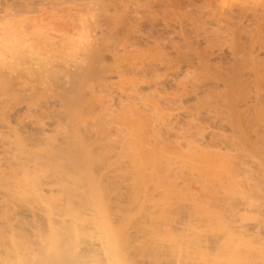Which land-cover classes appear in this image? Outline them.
Instances as JSON below:
<instances>
[{
	"label": "bare ground",
	"instance_id": "6f19581e",
	"mask_svg": "<svg viewBox=\"0 0 264 264\" xmlns=\"http://www.w3.org/2000/svg\"><path fill=\"white\" fill-rule=\"evenodd\" d=\"M59 1L61 2V0ZM62 1L66 2L65 0ZM127 1H131L133 4L132 9H129L131 10V17L134 19L143 18L146 12L152 13L151 0ZM108 2L109 8L111 0ZM124 2L126 1L124 0ZM131 2L129 7L132 5ZM78 5L80 8V4ZM98 5L101 6V4ZM105 5L102 4L104 10L99 8L103 12L105 11L100 15L106 13L107 17L112 16L110 9L106 8ZM85 6H89L88 2ZM128 6L124 5L126 9ZM116 9L113 10L114 13H120L121 10L117 11ZM121 12L123 14V11ZM119 17L114 19L117 21ZM116 25L110 29L114 35L119 34L118 30H120L117 29ZM129 25L127 30L136 32L135 26H132L134 23L131 25L129 21ZM102 26L100 24V27ZM248 28L242 24L233 25V28H229L228 47L234 56V60L225 67L213 68L209 58L194 44L188 45L187 50L178 46L174 52L163 51V55H159L160 59L157 61L153 59L149 61L146 58L147 55H142L139 52L141 59L136 57V61L133 59L131 61L126 60L128 62L126 67L133 74L143 75L148 69L152 71L151 69L157 70V68L164 67L171 70L169 73L166 72L167 78H165L174 81H176L174 75L179 74L184 66L187 69H192L190 70L192 71L191 75L188 74L190 77L186 81L183 79V81H178V85L182 87L180 94L183 97L180 98V106L174 107V110L178 115H192L197 120L200 115L207 119L212 118L211 115L218 116L217 118L215 116L217 119L215 121L219 122V125L215 123L218 125V129H209L206 132L199 130L200 121L198 123L195 119H191L192 121L189 122L192 125V130L188 127L186 129L179 128L176 122H170L164 125L163 131L158 132L159 129L153 125L152 133L155 136L151 139L157 142L158 136H160L161 143L158 142L157 145L156 142H153L152 145L160 148L158 152L160 155L155 156V158L153 156L154 161H151V167H149L152 177L156 181L162 178L163 180H159L160 182L166 181L163 184L157 182V187L162 186L158 189L166 190L162 194L160 192L161 195L157 199L163 197V193L166 195L171 191V193L177 192L178 197L174 201L154 200L155 197L153 196L158 193L149 197L150 194L147 195V192L146 195H142V193L137 195L136 192L137 198L134 194L135 199L131 202L136 209L133 211L124 208L116 198L117 206L112 216L110 214L113 211L112 208L111 212H108L110 210L107 209L108 205L106 207V201L104 202L100 198L101 179L114 176L120 180L123 175L127 174L121 170L119 160L111 161L107 166H103L99 160L90 158L91 151L87 149L88 147L85 149L81 145L76 150H72V147L69 148L68 136L64 137L66 140L63 144L62 142L59 143L58 140L60 145L54 147L53 143H56L57 140L51 138V135L48 137L50 134H48L50 129L48 127L51 124L44 122L46 124H41L38 132L42 130L40 134L44 135L45 138L42 135L41 137L47 145L45 144L44 147L46 148L41 149L43 145L40 144L39 146L37 143L36 147L38 150L41 149L43 153H40V156H46L48 160L56 163L58 169L62 168L59 170V172L61 171L59 175L55 170L56 172L51 171L54 176L53 174L48 176L51 174L49 171L48 174L42 171L47 168V165L43 169L41 166L45 163H41L42 165L38 163L40 156L37 157L39 160L37 159L38 161L35 162V159L32 161L30 158H27L30 159L28 161L23 158L17 159L16 154L12 155L13 153L9 155L8 148L5 146V134L3 136L0 133V264H237V262L239 264H264V57L253 51L256 39H258L257 42H260L262 31H251L248 34L251 38L249 41L252 48L248 46L247 49L240 44L241 33ZM99 30L103 35L108 33L102 28ZM137 31L139 30L137 29ZM149 31L151 32L150 29ZM132 39L133 37L130 35L126 36V39L120 42V48L117 52L115 51L117 56H114L121 57L120 53H126L129 46H134L135 43L132 44L134 39ZM134 47L131 48L134 49ZM147 48L149 49V47ZM99 51L102 52V49ZM101 55L96 52L92 61L94 63L99 62ZM101 61L103 62L105 59L103 58ZM115 64L113 70H110L114 73L117 72L120 77L126 76L124 74L126 71L118 65L117 61ZM109 66L107 68L104 65L105 68L103 69L108 70ZM95 68H92L93 71ZM82 74L80 75L82 76ZM79 80L80 83L81 80ZM146 82L142 80L139 83L143 85ZM103 83L101 85L106 87L109 82ZM137 83L129 86L128 90L131 95L137 93L140 85ZM64 89L66 90L67 87ZM66 93L64 91L62 95ZM185 96L194 97L193 109H188L184 105ZM164 102H155L152 105L151 115L156 117L161 111L167 110L170 103ZM108 106L109 103L106 109ZM202 118L199 120H203ZM110 124L115 128L119 127L116 123ZM249 126H252L250 132ZM163 134L165 136L161 137ZM36 137L41 139L39 136ZM36 137L34 140L39 142ZM112 138L108 137L105 142L102 140L103 146H100L101 143L99 146L105 147L106 144L107 151L114 153L116 148L114 149L115 146L111 145ZM67 139L68 142H66ZM34 140L32 139L30 142L33 143ZM71 142L74 144L73 140ZM35 144H33L34 148ZM175 144L177 145L174 146ZM109 145L112 147L108 148ZM29 146L28 149H30ZM163 146L168 149H163ZM175 147L178 149H173ZM211 147H216L215 152L211 153L215 154L216 157L218 156L217 158L208 154ZM37 148H35V155H38V152L36 153ZM224 149L236 150L235 159L231 161L232 163H224L223 155L219 156ZM31 152L34 153V150H30V154ZM201 152H204V155ZM30 154L28 152L27 156ZM6 156H10L11 161L15 160L10 161L13 165L8 163L9 157ZM98 156L100 158L101 155ZM33 157L35 158L34 155ZM64 163H67L68 167ZM9 164L10 166H8ZM5 166L8 169L9 167L12 168L11 166H16V171H13L15 168L11 169L13 173L15 172L12 173L14 179L9 180L11 182L6 181L5 173L8 171H6ZM69 166L71 167L70 170ZM39 167L42 168V174L39 173L41 169H38ZM65 167L70 172L75 170L83 173L82 175L74 174L71 176ZM50 168L49 166V170L52 169ZM11 171L9 169L10 174ZM55 173L57 174L55 175ZM5 181L8 183L6 184ZM182 188L189 189L190 192H183ZM6 207H12L14 210L12 211L13 214L6 213L12 218H8V215L5 216ZM180 208L188 211L185 213L186 217L174 213V215H170L172 210L174 212ZM124 211L125 213H123ZM109 214L110 216H108ZM237 242L241 244L238 245ZM242 243H247L243 245V247L246 246L244 250L243 247L241 248ZM240 253L244 256L241 257ZM238 258H240L241 263L239 260L236 261Z\"/></svg>",
	"mask_w": 264,
	"mask_h": 264
},
{
	"label": "rangeland",
	"instance_id": "374dc122",
	"mask_svg": "<svg viewBox=\"0 0 264 264\" xmlns=\"http://www.w3.org/2000/svg\"><path fill=\"white\" fill-rule=\"evenodd\" d=\"M58 1L59 0H0V133H2L3 136L5 134V146L8 148V154H16L17 159L23 158L26 161L30 159L33 161L35 159V162H37L39 160L37 157L40 156V153L43 154L41 149L46 148L44 147L46 143L42 140L44 135L40 134L42 130L38 132V129L40 130L39 126H41V124L49 122L51 126L49 125L50 127H48L50 128L49 132L47 129L48 134L50 133L48 137L51 135V138L57 140L55 141L56 143H53L54 147H56L55 145H60L58 144L59 141V143L62 142L63 144L64 140H66L64 137L68 136L69 143L72 144V140L74 143L72 145L68 143L69 148L72 147V150H76L79 148L78 146L81 145H83L84 148L88 147L87 149L91 151L92 154H90V158L99 160L103 163V166H107L111 161H120L121 170L127 172L126 175H123V178L117 180V177L109 176L108 178L101 179L102 190H100V198L102 201H106V207L108 205L109 208L107 207V209L110 210L108 212H111L112 208L113 211L110 213L111 215L114 214V209L117 206L115 202L116 198L121 206L133 211L136 209L135 205L133 203L131 204L135 199L134 194L137 198V195L141 193L142 195H146L147 192V195L150 194L148 195L149 197L158 193L153 196L155 197L154 200L159 201L160 199H165L174 201L178 197L177 192L171 193V191L169 194L166 192V195L163 193V197L157 199L158 196L166 190L161 191V189H158L162 188L160 185L157 187L158 183L162 181L163 178L161 180L159 179L160 181H156L151 174L150 164L151 161H154L153 156L155 158V156L157 157L160 155L158 153L160 148L152 145L153 142L156 141L151 139V137L155 136L154 133H152L153 125H156L159 129L158 132H161L164 130V125L170 122H176L179 128L186 129L188 127L192 130V125L189 122L192 121L191 119L194 120L195 118H193L192 115H178L176 110H174V107L180 106V98L183 97L181 96L182 94H180L182 93V87L178 85V81L182 79L186 81L188 77H190L189 75H191L192 72L190 70L192 69H187L184 66L182 70L179 71V74L177 73L174 75V78H176V81H174L172 79H166V72L168 71L167 73H169L171 70L165 69L164 67L157 68L159 72L155 69H151L152 71L148 69L143 75L133 74L126 67L128 65L127 61L141 59V54L147 55L146 58H148L149 61L150 59L157 61L164 52H174L175 48L178 46H181L183 50H187L188 45L194 44L209 58L213 68L225 67L230 65L234 60V56L228 47V36L230 35L229 28H233V25L241 24L245 27H249L246 31L241 33L240 38V44L246 48L248 46L249 48L251 47V38L248 34L251 31H262L260 36L261 39H259L260 42L258 41V43V39H256L253 51L259 53L261 57H264V0H151L150 4L153 6L152 13L146 12L141 19L138 17L137 19L131 17L132 14L130 9H132L131 7L133 4L130 1L132 5L130 4L131 6L129 7L128 5L130 2L127 0L125 1L128 3L124 2V0H111L109 8V0H106L107 3L105 0H99L100 2L97 0ZM87 2L89 5L88 7L85 6ZM78 4H80V8ZM98 4H101V6ZM102 4L110 9V14H112V16L108 13L110 15L108 16L109 19H107L106 13L100 15V13L103 12L100 10ZM124 5H127V9H130L127 10ZM102 9L104 10V8ZM115 9L117 11L120 9L123 11V14L119 11L120 13L116 12V15L113 11ZM113 14L115 15L113 16ZM118 14H120L121 17H119L120 15ZM117 16L119 17V21L115 20ZM129 21L131 25L134 23L132 26H135L136 32L127 30V27H130ZM114 23L118 25H116L117 29H120L118 30L119 34H116L117 36L110 30L115 25ZM100 24L103 26L100 27ZM99 28L108 32L107 34L109 36L107 37V34L103 35L100 33ZM137 29L139 31H137ZM128 33L130 37H133L135 42L133 41L132 44L135 43L136 47H134L135 44L134 46H129L126 53L121 51L123 52V54L120 53L121 57H115L114 55H116L117 50L120 48V42L126 39V36H129ZM131 47H134V49ZM147 47H149V49ZM99 49H102V52H100ZM96 52L100 55L102 54L99 58L100 64L96 61L101 69L99 65H95L96 62L94 63L92 61V57ZM114 52L115 54H113ZM127 52L130 54L129 56ZM138 52L141 54L139 55ZM127 57H129V60L126 59ZM103 58L105 59V61H103L104 63L101 61ZM115 60L118 62V65L126 71L124 73L126 76L120 77L117 72L114 73V71L110 70L117 64H115ZM105 63L110 65L108 70L103 69L105 68L104 65L106 67L108 66ZM94 67H96L94 70L98 72L93 71L92 68ZM126 69L129 70L128 74V70ZM80 74H82V76ZM74 76L75 78H73ZM103 78L108 79L103 80ZM131 80L133 83H137V81L142 82V80L147 82L143 85L138 82L137 85H140L138 86L137 93L131 95L128 90L131 87L130 85L133 84ZM103 81H105L104 83L109 82L106 87L101 85ZM63 87H67V89L65 90ZM76 88L77 90H75ZM63 89L65 93L67 90L70 92L66 93L67 97L66 94L62 95L64 92ZM61 95L64 99L61 98ZM194 100V97L189 98L185 96L184 105L188 109H193ZM157 101L162 103L167 101L170 104H168L169 107L166 105L168 107L167 110L161 111L163 114L160 113L154 117L151 115V109L152 105ZM108 103L109 106L106 109ZM201 116L202 115H200L199 119L203 117V120L195 119L198 123L200 121L199 124L201 127H199V130H201V132H206L209 129H218L219 122L215 121L217 120V115H211L212 118L209 117L208 119ZM101 119L102 121H100ZM110 123H116L119 127L115 128ZM251 129L252 126H249V132ZM41 135L43 137H41ZM36 136L41 137V141ZM162 136L165 135L163 134L161 137ZM34 137L38 138L37 141L39 142H36ZM108 137L114 138L111 139V145L115 146L114 149L116 148L114 153L107 151L106 144L105 147H100L102 145L101 141L103 140L105 142V139ZM158 137L159 140L156 142L157 145L158 142L161 143L160 136ZM32 139L35 142L33 141V143H31ZM24 142L26 143L24 144ZM28 142L31 144L29 143L27 145ZM66 142H68V139ZM37 143H39V146L40 144L43 145L39 150L36 147L38 145ZM87 143L88 146H86ZM33 144H35V148H37L36 153L38 152V155H35ZM156 144L154 143V145ZM111 145H109L108 148L112 147ZM176 145L177 144L174 146ZM28 146L30 149H28ZM165 148L168 149L163 146V149ZM211 148L210 151L208 150V154L215 156V154L211 152L214 153L216 147L213 149ZM173 149L178 148L175 147ZM16 150L18 151L16 152ZM26 150L29 154L30 150H34V153L31 152V154L27 156L28 152ZM235 151L234 149H224L219 156L223 155L225 159V161L223 159V162L229 163L235 159ZM201 153L204 155V152ZM99 154L101 155V160L98 156ZM6 157H9V160H7L9 161L8 163H10L11 157ZM40 157L38 163H40V165H42L41 163H45L41 167L44 169L46 168L45 165H47L45 170H42L41 167L38 168H41L40 174H42L41 170L47 172H44L45 174L55 170L58 172V174L55 173V175L60 174L61 171L59 172V170L62 169L61 167L58 169L56 163L48 160L46 156ZM10 164L13 165V163ZM10 164L8 166H10ZM64 164L68 167L67 163ZM49 166L53 170L51 168V170H49ZM11 167L12 168L9 167L10 171L14 168L15 170L13 171H16V166ZM5 168H7L6 171L9 172L8 167L5 166ZM65 169L69 171L71 167L69 166V170L66 167ZM13 171H11V174L10 172L5 173V178H7L6 181H12V179H14V175H12ZM143 172L145 173L141 174ZM82 173L83 172L75 170L69 171L71 176L74 174L82 175ZM52 174L54 176L53 172L48 176H52ZM164 182H160V184ZM182 191L190 192L189 189L185 188H182ZM160 192L161 194H159ZM6 209L8 212L5 211V216L8 215L6 213L13 214L12 211L14 210H12V207H6ZM172 211L171 213L169 212L170 215L176 214L181 217L185 215L186 217L185 213L187 210L184 208H180L174 212ZM123 213H125V211ZM110 214L108 216H110ZM176 215L175 217H177ZM180 216L178 217L181 218ZM10 217L11 215H8V218ZM106 217L107 215L104 218L105 220ZM170 217L175 218L172 216ZM237 243L239 245L240 242ZM246 244L242 243L241 248ZM245 247L246 246L243 247V250ZM237 250L239 249L237 248ZM242 255L243 254H241V257L244 256ZM240 258L236 259V261L239 260L240 262ZM237 264L239 263L237 262Z\"/></svg>",
	"mask_w": 264,
	"mask_h": 264
}]
</instances>
